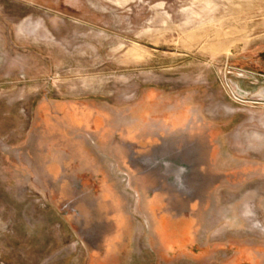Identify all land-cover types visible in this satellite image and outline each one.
Returning <instances> with one entry per match:
<instances>
[{"label": "rangeland", "instance_id": "1", "mask_svg": "<svg viewBox=\"0 0 264 264\" xmlns=\"http://www.w3.org/2000/svg\"><path fill=\"white\" fill-rule=\"evenodd\" d=\"M0 264H264V0H0Z\"/></svg>", "mask_w": 264, "mask_h": 264}]
</instances>
